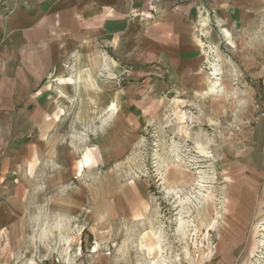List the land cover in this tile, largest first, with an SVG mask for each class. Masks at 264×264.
<instances>
[{"label":"crops","instance_id":"0c3cea01","mask_svg":"<svg viewBox=\"0 0 264 264\" xmlns=\"http://www.w3.org/2000/svg\"><path fill=\"white\" fill-rule=\"evenodd\" d=\"M14 1L0 11V264H39L31 233L87 210V195L58 192L52 171L43 193L41 169L58 168L69 121H116L137 104L118 78L139 60L177 101L229 103L250 88L264 100V0ZM76 163L81 178L92 160Z\"/></svg>","mask_w":264,"mask_h":264},{"label":"rangeland","instance_id":"374dc122","mask_svg":"<svg viewBox=\"0 0 264 264\" xmlns=\"http://www.w3.org/2000/svg\"><path fill=\"white\" fill-rule=\"evenodd\" d=\"M136 65L118 79L137 104L116 121H69L58 168L43 164V193L52 171L58 192L87 195L88 207L31 233L39 264H264L263 98L250 88L229 103L177 101L151 65ZM83 155L92 164L78 178ZM61 217L71 223L56 227Z\"/></svg>","mask_w":264,"mask_h":264},{"label":"built area","instance_id":"2783aa9c","mask_svg":"<svg viewBox=\"0 0 264 264\" xmlns=\"http://www.w3.org/2000/svg\"><path fill=\"white\" fill-rule=\"evenodd\" d=\"M5 0H0V11L1 9L7 4V3H4ZM133 1V0H131ZM178 1H181V2H186V1H190V0H178ZM6 8V12L8 15L12 14L14 12V9H9L7 6H5ZM262 118H264V112L262 114Z\"/></svg>","mask_w":264,"mask_h":264},{"label":"bare ground","instance_id":"6f19581e","mask_svg":"<svg viewBox=\"0 0 264 264\" xmlns=\"http://www.w3.org/2000/svg\"><path fill=\"white\" fill-rule=\"evenodd\" d=\"M59 224H58V228H60V226L62 225L61 221H57ZM61 223V224H60ZM57 227V226H56ZM62 227V226H61Z\"/></svg>","mask_w":264,"mask_h":264}]
</instances>
